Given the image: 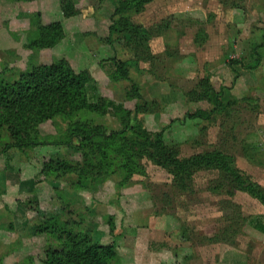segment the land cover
<instances>
[{
	"label": "rangeland",
	"instance_id": "obj_1",
	"mask_svg": "<svg viewBox=\"0 0 264 264\" xmlns=\"http://www.w3.org/2000/svg\"><path fill=\"white\" fill-rule=\"evenodd\" d=\"M122 1L0 0V81L55 62L88 77L33 144L6 150L0 123V264H45L55 214L115 241L117 264H264V0ZM140 125L162 144L115 134ZM95 129L86 151L72 138ZM207 154L222 169L190 167Z\"/></svg>",
	"mask_w": 264,
	"mask_h": 264
},
{
	"label": "trees",
	"instance_id": "obj_2",
	"mask_svg": "<svg viewBox=\"0 0 264 264\" xmlns=\"http://www.w3.org/2000/svg\"><path fill=\"white\" fill-rule=\"evenodd\" d=\"M131 1L135 4L139 3L142 7L153 0L122 1L121 5L123 9L128 7V3L132 5ZM261 46L263 47L264 43ZM252 69H255V67ZM87 82L88 77L86 74L75 72L64 62H55L51 65L35 67L31 72L22 74L18 80L13 82L0 81V123L12 127L14 130L13 135L17 139L13 144H9L6 150L12 147L23 149L25 146L33 144V142L26 140L27 138L23 135V131L25 129L35 130L39 123L51 119L57 113L66 112L69 108L73 107L77 101V97L82 96L85 92ZM219 107H222V102L218 99L217 104L210 111L198 110L186 117L191 120H209ZM127 130H130L137 138H140L150 146L156 147L163 142V133H158L153 137L152 133L142 129L141 125L115 132V134L123 135ZM74 132H72L73 140H78V144L84 151L91 148V146L95 147L96 138L102 136V133L96 129L92 132L90 131L85 136L77 134L76 131ZM212 159L213 156L209 154L197 156L194 160L190 161V167L198 166L200 167L198 170L202 169V167L222 169V166L216 164ZM85 161L91 167L95 159H87ZM105 166L107 168H98L108 172L110 166H108L107 161H105ZM59 167H62L61 164H59ZM66 168L67 170H74L70 165H66ZM56 169L58 170V168ZM97 172L102 173L98 169ZM65 209L63 208V210ZM62 218L60 214L51 215L39 224L40 230L50 234L53 233L61 240L59 247L50 246L46 250L45 264L118 263L120 256L115 241L103 244L96 241L87 232H74L69 226V220Z\"/></svg>",
	"mask_w": 264,
	"mask_h": 264
},
{
	"label": "crops",
	"instance_id": "obj_3",
	"mask_svg": "<svg viewBox=\"0 0 264 264\" xmlns=\"http://www.w3.org/2000/svg\"><path fill=\"white\" fill-rule=\"evenodd\" d=\"M108 243H112V242H108Z\"/></svg>",
	"mask_w": 264,
	"mask_h": 264
}]
</instances>
